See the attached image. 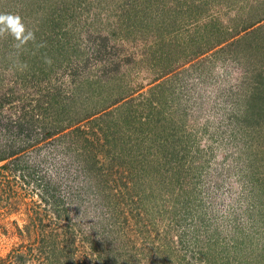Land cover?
I'll return each instance as SVG.
<instances>
[{"label":"rangeland","instance_id":"obj_1","mask_svg":"<svg viewBox=\"0 0 264 264\" xmlns=\"http://www.w3.org/2000/svg\"><path fill=\"white\" fill-rule=\"evenodd\" d=\"M0 14V264H264V0Z\"/></svg>","mask_w":264,"mask_h":264},{"label":"trees","instance_id":"obj_2","mask_svg":"<svg viewBox=\"0 0 264 264\" xmlns=\"http://www.w3.org/2000/svg\"><path fill=\"white\" fill-rule=\"evenodd\" d=\"M72 86L73 87H70V89H74L75 90V93H76V96H81L82 94H81V92H79L78 91V86L80 87V85L78 84L77 86L75 85V84H72ZM257 88L258 87H254V90L257 92ZM254 91V92H255ZM254 92H252V95H256V100H257V102H256V104L257 103H259L261 100H263V96L261 95V94H256V93H254ZM258 93V92H257ZM47 104H48V107H44V108H38V110L40 111V109H41V111L44 113L45 112V110L46 109H49V110H51V109H53V107L55 106V104L56 103H53V102H51L50 100H49V102H47ZM72 105H79L80 107H81V102H77L76 101V99L74 98L73 99V103H72ZM52 107V108H51ZM54 110V109H53ZM85 110V109H84ZM62 112V111H61ZM52 113H53V111H52ZM62 113H64V112H62ZM65 114V113H64ZM65 115H67V114H65ZM16 118L15 119H12V120H10L9 122H7V127H9V124H11L10 122H12L13 124H15V125H20V122H21V120H22V118H23V116L22 115H17V116H15ZM70 117V116H69ZM36 121H38V119L37 120H35V119H33V117L31 116L30 117V123H34V122H36ZM72 121V120H71ZM79 121V120H78ZM4 128L6 129V132L8 133L11 129L9 128V129H7L6 127H3V129H2V131L4 130ZM2 133V132H1ZM2 135H3V133H2ZM5 135H6V133H5ZM4 136V135H3ZM2 137V136H1ZM31 145V142H23V143H18V142H15V141H11V142H5V144H4V146H5V148L3 149V148H1L0 147V161H3V160H6L7 158H9V157H11V156H13V155H15V154H17V153H19V152H25L27 149H28V147ZM14 159V158H13ZM15 160H18V159H15ZM14 160V161H15ZM27 166V165H26ZM16 167H18V168H20V169H23L25 166H22L21 164H18ZM16 167H14V171L17 169ZM1 168H3V169H5V168H7L8 169V165H7V163H5V164H2V166H1ZM26 168H28L29 170H30V167L29 166H27ZM13 170V169H12ZM31 172V171H30ZM30 172H28V174L30 173ZM24 175H22V177H23Z\"/></svg>","mask_w":264,"mask_h":264},{"label":"clouds","instance_id":"obj_3","mask_svg":"<svg viewBox=\"0 0 264 264\" xmlns=\"http://www.w3.org/2000/svg\"><path fill=\"white\" fill-rule=\"evenodd\" d=\"M25 25L19 15L0 14V37L10 35L19 42L17 47L34 39V34L29 31L25 34Z\"/></svg>","mask_w":264,"mask_h":264}]
</instances>
